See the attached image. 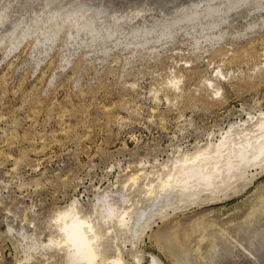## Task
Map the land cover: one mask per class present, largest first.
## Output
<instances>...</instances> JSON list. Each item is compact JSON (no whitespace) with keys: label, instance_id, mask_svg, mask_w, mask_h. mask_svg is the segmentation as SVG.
<instances>
[{"label":"rangeland","instance_id":"1","mask_svg":"<svg viewBox=\"0 0 264 264\" xmlns=\"http://www.w3.org/2000/svg\"><path fill=\"white\" fill-rule=\"evenodd\" d=\"M262 111L264 0H0V264H67L59 210H149L146 183ZM166 209L108 255L264 264V167Z\"/></svg>","mask_w":264,"mask_h":264},{"label":"bare ground","instance_id":"2","mask_svg":"<svg viewBox=\"0 0 264 264\" xmlns=\"http://www.w3.org/2000/svg\"><path fill=\"white\" fill-rule=\"evenodd\" d=\"M237 123L231 124L217 142L177 158L171 169L158 176L157 182L146 183L142 191L151 201L149 210L132 208L133 204H127L130 199L126 194H122V204L113 201L115 196L103 194L97 198L100 204L95 213L85 215L74 200L58 211L59 236L51 238L44 246L65 250L67 264H125L121 247L117 249V256L108 255L109 235L118 232L128 237L135 235L148 227L155 212L160 214L171 205L199 198H216L232 185L243 182L251 167H264V111L251 129L245 123ZM136 178H132L134 184L138 183ZM35 246L32 243L28 247L34 250ZM152 264L160 263L153 257Z\"/></svg>","mask_w":264,"mask_h":264}]
</instances>
